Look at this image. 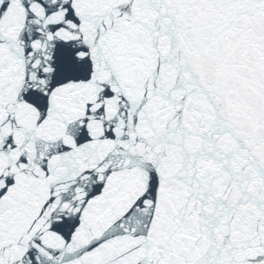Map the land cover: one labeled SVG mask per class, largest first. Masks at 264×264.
<instances>
[{"label": "water", "instance_id": "obj_1", "mask_svg": "<svg viewBox=\"0 0 264 264\" xmlns=\"http://www.w3.org/2000/svg\"><path fill=\"white\" fill-rule=\"evenodd\" d=\"M195 84L264 264V0H170Z\"/></svg>", "mask_w": 264, "mask_h": 264}]
</instances>
